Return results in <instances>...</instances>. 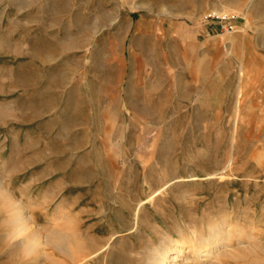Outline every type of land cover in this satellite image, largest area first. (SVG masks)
Instances as JSON below:
<instances>
[{
  "label": "rangeland",
  "instance_id": "1",
  "mask_svg": "<svg viewBox=\"0 0 264 264\" xmlns=\"http://www.w3.org/2000/svg\"><path fill=\"white\" fill-rule=\"evenodd\" d=\"M216 239L264 264V0H0V264Z\"/></svg>",
  "mask_w": 264,
  "mask_h": 264
},
{
  "label": "bare ground",
  "instance_id": "2",
  "mask_svg": "<svg viewBox=\"0 0 264 264\" xmlns=\"http://www.w3.org/2000/svg\"><path fill=\"white\" fill-rule=\"evenodd\" d=\"M137 215H138V213H137ZM63 236H64V234H63ZM220 236H221V234H220ZM37 238H39V237H37ZM219 239H216L213 242L206 243V244H203V245L196 246L197 244H192L190 246V247L193 248V252L202 253L203 254V255H201L202 257H204V256L207 257V258L204 257L200 261L198 260L199 264H207V263H205L206 259L210 260L209 256H211L214 253L213 251L216 250L219 247L220 243H221L220 242L221 240L219 241ZM185 243H186L185 240H178L175 243H171L172 246H170V245L168 246L167 245L166 248L163 247L161 249H159V248L156 249L155 248V250H154L155 251L154 252L155 253L154 254L155 263L154 264H191L189 259H181L183 262L177 261L180 253L183 252V250H184L183 247L185 246ZM103 248H104V246H103ZM103 248L101 247V249H100V247H99V248L96 249V247H95V249H96L95 252L94 253L92 252L90 255H88L87 259L93 258L94 255L97 256L99 254V251L103 250ZM83 258H84V256H83ZM83 258H82V260L79 259V261L80 262L82 261V263L85 261V260L83 261ZM152 262L153 261H151V264H152ZM208 262H209L208 264H222L221 261H219V259L217 257H215L213 260H210ZM82 263H80V264H82Z\"/></svg>",
  "mask_w": 264,
  "mask_h": 264
},
{
  "label": "built area",
  "instance_id": "3",
  "mask_svg": "<svg viewBox=\"0 0 264 264\" xmlns=\"http://www.w3.org/2000/svg\"><path fill=\"white\" fill-rule=\"evenodd\" d=\"M227 18H230V17H224V18H222V19H227ZM232 18H234V17H232ZM228 28H230V29H234V26H230V27H228Z\"/></svg>",
  "mask_w": 264,
  "mask_h": 264
}]
</instances>
